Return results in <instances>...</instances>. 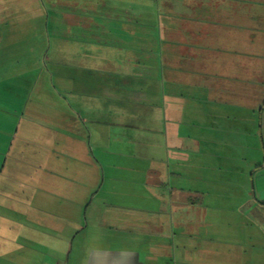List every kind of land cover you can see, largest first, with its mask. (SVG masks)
I'll use <instances>...</instances> for the list:
<instances>
[{
    "label": "crops",
    "instance_id": "0c3cea01",
    "mask_svg": "<svg viewBox=\"0 0 264 264\" xmlns=\"http://www.w3.org/2000/svg\"><path fill=\"white\" fill-rule=\"evenodd\" d=\"M81 1L59 0L57 75L46 68L36 78L54 99L51 109L42 113L27 98L34 55L23 48L0 55V73L7 70L10 80L13 71L6 86L0 75V240L11 249L0 247V264H243L242 253L231 254L222 236L210 248L209 235L199 233L209 225V207L188 169L198 163L180 144L192 132L180 135L189 99L177 89L191 80L175 72L177 50L217 47L214 2L204 0L199 24L176 11L180 0H92L102 4L95 13L79 7L74 15L95 22L67 27L74 9L63 3ZM254 1L250 36L241 27L242 5L250 0H218L217 29L223 47L250 45L245 53L259 58L264 0ZM203 58L209 68L215 56ZM36 109L42 119L32 117ZM31 134L42 142L23 162ZM257 170L254 187L264 199V164ZM209 179L197 180L205 185ZM228 256L232 262H225Z\"/></svg>",
    "mask_w": 264,
    "mask_h": 264
},
{
    "label": "rangeland",
    "instance_id": "374dc122",
    "mask_svg": "<svg viewBox=\"0 0 264 264\" xmlns=\"http://www.w3.org/2000/svg\"><path fill=\"white\" fill-rule=\"evenodd\" d=\"M182 1L177 2L176 11L194 15L197 23H203L204 0ZM252 1L244 2L241 9L245 17L241 27L248 31L246 35L249 36L251 33L249 30L252 28L249 21L251 12L258 7L254 5L255 1ZM50 2L54 5H50ZM212 2L214 4L210 14L214 28L213 42L217 44V47L178 48L177 50L175 72L191 80L188 83H180L183 86L177 89L185 99H189L186 105L187 116H184L185 121L179 125L180 135H185L187 130L192 132V136H188L189 139L182 138L180 144L184 150L188 151L189 158H195L198 163L191 164L188 169L195 176L194 183L203 191L205 204L209 207L207 216L209 225L199 232L202 235H209L212 239L208 240L207 247L211 248V242L219 234V237L222 236L227 240L226 244L231 254L242 253L243 264H264V205L255 206L259 200L262 202L264 199L254 187L257 169L264 164V102L262 101L264 99V51L260 52L258 58L255 54L245 53L251 48L250 45L247 48H238L240 45L232 48H226V45L223 47L224 43L219 42L217 29L220 7L217 4L218 0H212ZM63 4L74 9L73 13L67 15V27L80 22L79 25L84 28L90 27L89 25L95 21L92 17L86 18V15L83 17L74 15L75 10L83 7L89 9V12L90 9L94 10L93 13H95L98 5L102 6L101 3L92 0ZM164 6L162 13L165 11ZM59 7V0H0V55L4 51L2 58L5 57L8 48H23L24 51L27 50L34 55L36 58L34 86L33 90L27 92V98L40 105L42 113L51 109L49 106L54 99L49 97L47 85H38L36 78L39 73L43 75V71L46 74V68L50 70L51 75H57L55 61H57L58 43L62 34L59 26V22L62 24L61 16L57 15ZM260 8L264 9L262 6ZM260 11L264 10L260 9ZM261 14L264 15V13ZM238 21L239 18L235 23L240 26ZM253 26L255 28V22ZM258 30L259 33H264L260 23ZM250 38L252 37L248 38V42ZM82 49L87 52L93 50L97 54L101 52L97 48ZM242 49L244 54L240 52ZM108 50V56H110V48ZM45 51H47L46 55H44ZM209 53H213L215 58L208 68L207 63L204 62L206 58L203 57ZM101 55L103 53H100ZM242 61L243 64L239 67ZM0 75L1 79H4L2 85L11 83L13 71L10 80H8L7 70ZM190 83H193L192 88L188 89L186 85ZM252 95L258 98L257 102H254ZM40 96H46L49 100L43 102ZM55 102L58 101L55 99ZM19 106L20 111L16 117L21 125L23 108ZM38 111L39 109H36L33 112L34 119H42L36 115ZM198 113H201L200 117ZM43 122L47 123L48 117L43 116ZM27 142L32 150L27 149L24 152L21 156L23 162L30 153L37 151L42 140L39 134H31ZM18 163L21 165V159ZM27 167L30 165H24L22 168ZM202 175H209L210 178L209 182L205 181V185L197 180ZM261 196L264 197V194ZM91 230L88 228L87 232ZM179 238L182 240L181 237ZM0 247L5 253H10L8 242L0 240ZM37 249L36 247V251ZM228 249L225 246V250L228 251ZM226 261L232 262L229 256Z\"/></svg>",
    "mask_w": 264,
    "mask_h": 264
},
{
    "label": "trees",
    "instance_id": "16d2710c",
    "mask_svg": "<svg viewBox=\"0 0 264 264\" xmlns=\"http://www.w3.org/2000/svg\"><path fill=\"white\" fill-rule=\"evenodd\" d=\"M43 2H44V1H43ZM43 2H42V3H43Z\"/></svg>",
    "mask_w": 264,
    "mask_h": 264
}]
</instances>
